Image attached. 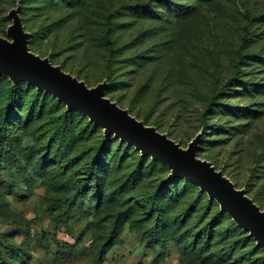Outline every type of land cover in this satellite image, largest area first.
I'll list each match as a JSON object with an SVG mask.
<instances>
[{
    "label": "rangeland",
    "instance_id": "rangeland-1",
    "mask_svg": "<svg viewBox=\"0 0 264 264\" xmlns=\"http://www.w3.org/2000/svg\"><path fill=\"white\" fill-rule=\"evenodd\" d=\"M20 5L33 52L91 88L107 79L182 148L201 133L198 156L264 209V0H0V37ZM12 88L0 78V264H264L227 222L206 235L189 183L167 188L166 167Z\"/></svg>",
    "mask_w": 264,
    "mask_h": 264
},
{
    "label": "water",
    "instance_id": "water-1",
    "mask_svg": "<svg viewBox=\"0 0 264 264\" xmlns=\"http://www.w3.org/2000/svg\"><path fill=\"white\" fill-rule=\"evenodd\" d=\"M13 23L7 29V40L0 37V76L8 77L15 85L26 83L39 91L51 94L64 104L68 112H78L91 123L101 127L104 136L125 142L170 169L169 181L185 179L215 201L223 213L264 251V210L254 202L245 189L234 182L208 160L198 156L202 134L182 148L167 134L147 126L106 97L107 82L90 88L85 82L65 72L30 50L31 35L25 31L20 6L9 12Z\"/></svg>",
    "mask_w": 264,
    "mask_h": 264
},
{
    "label": "trees",
    "instance_id": "trees-1",
    "mask_svg": "<svg viewBox=\"0 0 264 264\" xmlns=\"http://www.w3.org/2000/svg\"><path fill=\"white\" fill-rule=\"evenodd\" d=\"M21 9H22V7H21V5H20V17H21ZM22 19V18H21ZM22 24H23V21H22ZM24 26V25H23ZM25 28V27H24ZM25 31H26V29H25ZM27 32V31H26ZM29 33V32H28ZM30 34V33H29ZM31 35V34H30ZM29 47H30V43H29ZM30 50L32 51V49H31V47H30ZM33 52V51H32ZM35 53V52H34ZM36 54V53H35ZM40 56V55H39ZM40 57H42V56H40ZM42 58H49L50 59V57H42ZM50 61L52 62V60L50 59ZM52 64H54L53 62H52ZM55 65V64H54ZM56 66H60V65H56ZM62 67V66H61ZM62 69H63V67H62ZM64 70V69H63ZM65 71V70H64ZM66 72V71H65ZM67 73H69V72H67ZM71 74V73H70ZM72 75V74H71ZM72 76H74V75H72ZM74 77H76V76H74ZM0 78H6V79H8L9 81H10V83L12 84V89H11V96H14L13 94H15V89L14 88H18V87H20L21 85H26V86H28L29 88H33V89H35L36 91H37V97H42V95H45V99L43 100V103L45 104V103H49L50 105H52V106H55V107H57V108H63V106L65 107V110H66V114L68 115V117L69 118H73V116H76V114H78L79 115V117L80 118H82L83 117V120H84V118L85 119H87L88 120V124L90 125V126H93L95 129L96 128H101V127H97V126H95L93 123H91L90 122V120L86 117V116H84V115H82V114H80V113H78V112H68L67 111V108H66V106L64 105V104H62V103H60L56 98H54L51 94H48V93H46V92H42V91H39L37 88H35V87H33V86H29V85H27L26 83H21V84H19V85H15V84H13L12 82H11V80L8 78V77H6V76H0ZM78 78V77H77ZM79 79V78H78ZM80 80V79H79ZM80 81H83V80H80ZM83 82H85L86 84H87V82L86 81H83ZM104 82H107V84H108V80L107 79H105L104 81H103V83ZM88 85V84H87ZM91 88V87H90ZM107 89H108V87H107ZM106 95V94H105ZM49 96V97H48ZM51 97V98H50ZM106 97H107V95H106ZM108 98V97H107ZM110 99V98H109ZM113 101V100H112ZM113 102H115V101H113ZM117 103V102H116ZM118 104V103H117ZM119 105V104H118ZM120 106V105H119ZM121 107V106H120ZM7 108H9L10 109V107L9 106H7ZM122 108V107H121ZM122 109H124V108H122ZM128 110V109H127ZM130 112V111H129ZM131 114V113H130ZM132 115V114H131ZM133 116V115H132ZM135 117V116H134ZM137 118V117H136ZM138 119V118H137ZM139 121H142V120H140V119H138ZM142 122H144V121H142ZM145 123V122H144ZM146 125H147V123H145ZM147 126H149V125H147ZM154 127V126H153ZM156 128V127H155ZM102 129V128H101ZM157 129V128H156ZM103 130V129H102ZM158 130V129H157ZM159 131V130H158ZM164 134H166V133H164ZM168 135V134H167ZM169 136V135H168ZM103 137H104V140H105V142L104 143H109V141L110 140H112V139H115V140H117V141H120L121 142V144H123V145H125V146H127L128 148H131V149H134L135 150V152H137L139 155H140V157H141V159L142 160H151V162H152V164L150 165L151 166V169L153 170V169H155L154 167H156L157 166V164H159V165H162V166H164V167H166L168 170H169V174H170V169L167 167V166H165V165H163V164H161V163H159V162H155V161H153L150 157H142V155H141V153L138 151V150H136L134 147H132V146H128L125 142H122L121 140H119V139H116L114 136H111V137H109V138H106L105 136H104V132H103ZM103 146H105V144H103ZM104 148V147H103ZM128 150V149H127ZM199 150V149H198ZM101 151H103V149H101L100 150V152ZM100 152L98 153V154H100ZM102 155H105L104 157H107L106 155H108V154H102ZM213 165V164H212ZM214 166V165H213ZM169 176V175H168ZM227 176V175H226ZM180 180H183V181H186L187 183H189L190 185H186L185 186V188L183 189V191L184 192H186V193H188V194H192L194 197H195V199H196V201H197V203H198V206L200 207H203V208H205V209H207V210H209L210 212H211V214H212V216H213V219H214V224L210 227V229L209 230H206L205 231V233H206V235L207 236H209L210 237V239L212 238V237H215V234H216V228L218 227L217 226V224L218 225H220V224H222V223H224V222H227V225H229V227L227 228L228 229V232L229 233H231V234H234V235H236V236H239L240 234H243V235H247V237H248V239L249 240H251V242H255L256 243V241L254 240V239H252L251 237H249V234L247 233V232H245V231H243L241 228H239L235 223H234V221L226 214V213H223L221 210H220V206L215 202V201H210V199H209V197L207 196V194H205V193H203V192H201V190L197 187V186H195L193 183H191V182H189V181H187V180H185V179H178V180H173V181H169L168 180V177H167V179L165 180V186L167 187V188H170V186H172L173 184H175L176 182H178V181H180ZM232 180V179H231ZM233 181V180H232ZM234 182V181H233ZM235 184V183H234ZM236 185V184H235ZM236 187L238 188V189H240L237 185H236ZM248 193V192H247ZM249 195V194H248ZM251 198V197H250ZM253 199V198H252ZM254 200V202L256 203V204H258L257 203V200H255V199H253ZM145 201V200H144ZM143 201V202H144ZM176 201H178L179 202V204H180V198H177L176 199ZM259 205V204H258ZM260 206V208L262 209V210H264L262 207H261V205H259ZM161 222L163 223V226H162V229H164V230H167L169 227H170V225H168L169 224V221H163V220H161ZM176 226H177V224H176ZM179 232V231H178ZM209 242H210V240H209ZM208 242V243H209ZM256 246H257V244H256ZM257 248H259L258 246H257ZM259 249H261V248H259ZM262 250V249H261ZM263 251V250H262ZM264 252V251H263Z\"/></svg>",
    "mask_w": 264,
    "mask_h": 264
}]
</instances>
